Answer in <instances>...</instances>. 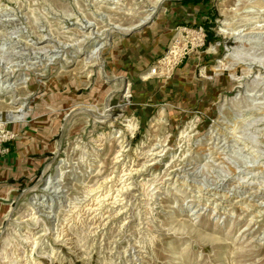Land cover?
I'll use <instances>...</instances> for the list:
<instances>
[{
	"label": "rangeland",
	"instance_id": "374dc122",
	"mask_svg": "<svg viewBox=\"0 0 264 264\" xmlns=\"http://www.w3.org/2000/svg\"><path fill=\"white\" fill-rule=\"evenodd\" d=\"M184 1L0 0V264H264V0Z\"/></svg>",
	"mask_w": 264,
	"mask_h": 264
},
{
	"label": "bare ground",
	"instance_id": "6f19581e",
	"mask_svg": "<svg viewBox=\"0 0 264 264\" xmlns=\"http://www.w3.org/2000/svg\"><path fill=\"white\" fill-rule=\"evenodd\" d=\"M148 18V17H147ZM146 18V19H147ZM146 21V20H145ZM148 21V20H147ZM122 30V29H121ZM131 30V29H130ZM92 40V39H91ZM103 47L100 48V51L102 50ZM41 50V49H40ZM98 51V50H97ZM78 52V51H77ZM95 52V51H94ZM87 58V57H86ZM19 111V110H18ZM101 121V120H100ZM105 121V120H104ZM98 122V121H97ZM107 122V121H106ZM118 161V160H117ZM59 172H61V169L59 168ZM60 177V175L57 176V178ZM119 177V176H118ZM56 178V179H57ZM56 180L52 177H49V179L47 180V184H53ZM58 183V182H57ZM124 184V183H123ZM108 198V197H107Z\"/></svg>",
	"mask_w": 264,
	"mask_h": 264
},
{
	"label": "trees",
	"instance_id": "16d2710c",
	"mask_svg": "<svg viewBox=\"0 0 264 264\" xmlns=\"http://www.w3.org/2000/svg\"><path fill=\"white\" fill-rule=\"evenodd\" d=\"M201 0H185L184 3H199ZM211 42V37L209 36V32L206 38V43L209 44Z\"/></svg>",
	"mask_w": 264,
	"mask_h": 264
},
{
	"label": "crops",
	"instance_id": "0c3cea01",
	"mask_svg": "<svg viewBox=\"0 0 264 264\" xmlns=\"http://www.w3.org/2000/svg\"><path fill=\"white\" fill-rule=\"evenodd\" d=\"M40 167L42 168V165ZM5 173H6V175H10V177H11V174L9 173V169L5 170ZM10 181H12V177L10 178Z\"/></svg>",
	"mask_w": 264,
	"mask_h": 264
}]
</instances>
